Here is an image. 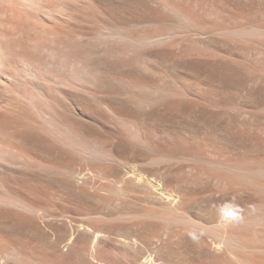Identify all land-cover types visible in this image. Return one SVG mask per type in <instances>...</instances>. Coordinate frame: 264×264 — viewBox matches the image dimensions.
<instances>
[{
	"label": "bare ground",
	"instance_id": "6f19581e",
	"mask_svg": "<svg viewBox=\"0 0 264 264\" xmlns=\"http://www.w3.org/2000/svg\"><path fill=\"white\" fill-rule=\"evenodd\" d=\"M260 39L192 0H0V264H114L133 246L119 220L196 225L185 205L213 179L264 190V164L230 159L224 134ZM212 233L264 250V230Z\"/></svg>",
	"mask_w": 264,
	"mask_h": 264
},
{
	"label": "rangeland",
	"instance_id": "374dc122",
	"mask_svg": "<svg viewBox=\"0 0 264 264\" xmlns=\"http://www.w3.org/2000/svg\"><path fill=\"white\" fill-rule=\"evenodd\" d=\"M192 1L210 4L230 26L237 23L242 26H250L251 23L264 25V0ZM185 5L191 6L192 3L187 1ZM263 42L260 39L256 48L244 49L241 53L246 82L240 100L234 98V91L229 89L231 101L224 134L230 159L264 164ZM226 47L231 53H238L231 42ZM233 98L239 102L240 111L234 108ZM211 171L215 174V170ZM188 175L187 170L182 172L179 182L185 183L182 178ZM223 196L245 199V202L234 208L227 206ZM185 207L199 220L196 225L189 221L168 222L134 214L129 219L117 221L119 225H127L134 234L130 235L133 246L128 247L127 253L116 252L114 264H251L248 258H253L256 264H264V250L231 248L212 233L213 228H234L246 235L260 236L264 227H248L245 220L264 210V190L220 185L213 179L211 199ZM137 228L143 232L142 237L135 235Z\"/></svg>",
	"mask_w": 264,
	"mask_h": 264
}]
</instances>
